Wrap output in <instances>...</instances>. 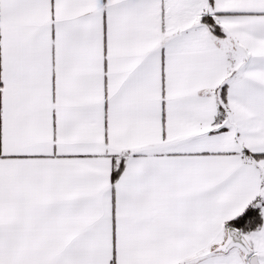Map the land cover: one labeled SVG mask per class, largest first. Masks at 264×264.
I'll return each instance as SVG.
<instances>
[{
  "label": "snow or ice",
  "instance_id": "snow-or-ice-1",
  "mask_svg": "<svg viewBox=\"0 0 264 264\" xmlns=\"http://www.w3.org/2000/svg\"><path fill=\"white\" fill-rule=\"evenodd\" d=\"M0 264H264V0H0Z\"/></svg>",
  "mask_w": 264,
  "mask_h": 264
}]
</instances>
